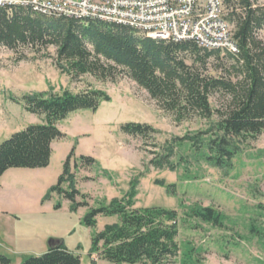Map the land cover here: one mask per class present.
<instances>
[{"label":"trees","instance_id":"trees-1","mask_svg":"<svg viewBox=\"0 0 264 264\" xmlns=\"http://www.w3.org/2000/svg\"><path fill=\"white\" fill-rule=\"evenodd\" d=\"M223 4L224 17L234 27L233 37L238 46L235 53L208 49L193 40L152 39L116 22L46 16L23 6L0 7V48L18 53L17 62H21L51 57L48 51L54 47L55 66L72 81L90 74L115 82L125 75L145 89L177 123L194 118L211 121L206 130L175 137L162 146L153 143L158 150L151 152L154 156L149 164L158 170L176 171L182 162L188 163L187 158L193 157L228 175L242 145L264 133V42L259 37L264 29V3L223 0ZM211 65L220 71L218 75L210 72ZM215 95L222 98L218 108L211 104ZM13 100L22 103L29 113L41 116L43 122L30 124L1 143L0 177L10 169L49 166L54 141L66 136L57 124L79 110L97 112L111 97L93 87L79 92H55L51 87ZM121 130L143 139H155L160 133L149 124L136 122L123 124ZM185 145H189L190 156L182 155L176 162ZM74 156L75 148L43 201L56 193L70 201L74 211L88 208L83 223L89 228L97 226L99 216H117L116 222L92 235L93 262L98 254L115 264L174 263L181 255L179 211L162 206L135 207L137 179L122 198L107 205L90 207L87 202L78 201V196H85L76 188L71 171ZM77 159L82 166L96 164L91 156L81 155ZM158 184L170 195L177 194L176 184L162 180ZM60 207L57 204L56 208ZM186 209L188 219L216 227L224 225L223 214L214 207L195 205ZM0 264H11V260L0 255ZM21 264H81V257L64 242L53 240L47 252Z\"/></svg>","mask_w":264,"mask_h":264},{"label":"rangeland","instance_id":"rangeland-1","mask_svg":"<svg viewBox=\"0 0 264 264\" xmlns=\"http://www.w3.org/2000/svg\"><path fill=\"white\" fill-rule=\"evenodd\" d=\"M259 37L264 42V29ZM48 52L51 57L17 62L18 53L0 48V145L13 133L43 122L41 116L26 111L14 97L51 87L55 92L93 87L105 91L111 101L103 102L97 112L79 110L57 124L66 136L54 141L49 166L41 170L16 169L29 187L0 201V255L9 258L11 264H21L47 252L53 240H60L81 257V264H115L98 254L94 263L91 247L92 235L116 222L117 216H99L97 226L89 228L83 223L88 208L74 211L70 201L56 193L43 201L75 148L70 167L76 188L85 196H78V201L90 207L107 205L122 198L137 179L135 207L162 206L179 211L181 255L171 264H264V133L242 145L228 175L193 157L176 171L155 169L149 164L154 156L151 152L158 150L153 143L162 146L175 137L206 130L211 121L194 118L177 123L145 89L125 75L115 82L90 74L72 81L55 66L56 49L51 47ZM210 72L220 73L213 65ZM221 101L219 95L211 97L214 108ZM129 122L149 124L160 133L155 139L127 135L121 126ZM178 153L176 162L182 155L190 156L189 145ZM81 155L95 158L96 164L82 166L77 159ZM159 180L176 184L177 194L170 195ZM64 187L68 188L67 183ZM57 204L61 205L58 209ZM195 205L220 211L223 227L188 219L186 208Z\"/></svg>","mask_w":264,"mask_h":264},{"label":"built area","instance_id":"built-area-1","mask_svg":"<svg viewBox=\"0 0 264 264\" xmlns=\"http://www.w3.org/2000/svg\"><path fill=\"white\" fill-rule=\"evenodd\" d=\"M46 16L100 19L127 25L152 39L196 41L208 49L238 52L223 0H0Z\"/></svg>","mask_w":264,"mask_h":264},{"label":"crops","instance_id":"crops-1","mask_svg":"<svg viewBox=\"0 0 264 264\" xmlns=\"http://www.w3.org/2000/svg\"><path fill=\"white\" fill-rule=\"evenodd\" d=\"M15 171L18 170H8L3 176L0 177V201L6 196L12 197L15 194H18L20 191L23 192L29 187V182L25 181L23 178H19L18 173H15Z\"/></svg>","mask_w":264,"mask_h":264}]
</instances>
